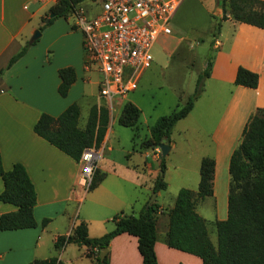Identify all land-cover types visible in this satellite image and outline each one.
Here are the masks:
<instances>
[{
  "label": "crops",
  "instance_id": "obj_1",
  "mask_svg": "<svg viewBox=\"0 0 264 264\" xmlns=\"http://www.w3.org/2000/svg\"><path fill=\"white\" fill-rule=\"evenodd\" d=\"M54 2L55 0H0L2 165L9 169L15 162L22 163L36 191V202L33 207L36 225L0 229V264H28L33 258L50 256H57L64 264H90L93 256L87 253L88 249L84 244L71 242L62 248H56L54 246L56 236L70 232L73 224L79 220L85 221L89 236H98L113 227L111 217L115 213L122 211L138 214L152 194L155 177L161 173V155L153 153L152 143L148 148L142 144L143 139L150 135V126L159 116L156 115L152 122H149L147 117L143 118L147 124V132L142 134L139 124L142 113L139 98L135 100L128 94L138 88L139 79H146L150 75L155 67L154 55L150 66L138 75L135 88L124 95H115L112 98L103 96L99 93V73L94 68L86 69L84 66L81 32L67 15L57 16L44 26L40 36L29 43L26 52L6 67L11 55L45 21L41 16ZM85 2L89 7L90 3ZM195 3L203 10V25L194 24L200 31L208 27L210 13L216 16L222 14L218 0H182L170 21L171 30L183 31V27H187L185 25H188L190 19L193 20L191 23H196L193 18L199 19L198 15L194 12L187 14L186 10L187 6L189 9L195 7ZM97 9V6L94 7V11ZM227 15V18L221 20L218 37L212 43L210 73L204 78V88L194 100L187 115L206 97L215 99L225 86L229 92V102L220 114V120L210 131L211 153L206 155L203 152L197 156L191 185L179 184L169 191L168 181L164 177L166 169L164 166L163 179L166 186L157 190L154 197L160 208L157 213L154 242V251L160 264H202L198 255L166 243L167 211L173 205L181 186L196 191L200 160L203 156H210L214 159L212 194L198 199L196 210L201 214L198 206L204 202L214 215L213 221L226 216L230 154L238 143L248 115L256 107L264 106V27L238 21ZM48 17L51 16L48 14ZM240 65L258 73L256 87L234 82L237 67ZM63 66H72L75 72V79L64 95L58 90L61 80L58 69ZM194 85L195 82L192 88ZM191 92H186L188 93L186 99ZM127 100L140 109L137 120L138 135L135 137L132 127L118 121L123 104ZM72 102L79 106L78 126L81 128L86 124L91 106L97 107L92 147L100 152L96 170L102 173V177L95 186L87 190L82 184L80 162L48 142L33 129L41 112L56 116ZM118 125L127 126L132 130L127 143L120 140L121 131ZM174 131L175 127L171 130L170 140L166 139L170 145L168 153L177 144ZM114 149L120 152L122 157L112 156L111 152ZM2 188L3 182L0 177V191ZM81 199L88 201L87 205L73 222V207ZM15 208L14 204L0 200V213ZM201 215L205 218L203 214ZM44 218L48 219L45 223ZM159 219H162L160 228ZM211 240L216 243V238ZM107 249L109 264H142L137 237L133 234L125 231L116 234L110 239Z\"/></svg>",
  "mask_w": 264,
  "mask_h": 264
},
{
  "label": "trees",
  "instance_id": "obj_2",
  "mask_svg": "<svg viewBox=\"0 0 264 264\" xmlns=\"http://www.w3.org/2000/svg\"><path fill=\"white\" fill-rule=\"evenodd\" d=\"M80 0H55L49 12L54 16H45L38 28L41 30L57 16H67ZM222 14L215 23L219 30L221 20L231 15L238 21L264 27V0H218ZM213 41L205 66L198 74L194 90L185 102L170 113L159 116L150 126V135L142 144L145 148L158 143L163 136L170 140L175 122L184 117L194 104L202 90L204 78L210 73ZM27 41L9 58L6 67L13 64L27 50ZM59 92L66 94L75 79L72 66L58 69ZM236 84L256 87L258 73L244 66H238L234 78ZM140 109L131 101L124 102L119 114L120 124L132 127L134 137L138 135L137 120ZM79 106L76 102L67 105L58 115L41 112L33 125L34 131L48 142L79 161L85 147L91 146L97 122V107L92 105L86 124L78 126ZM229 187L227 212L222 219H216V243L209 236L206 219L196 210V201L212 194L214 159L203 156L199 164V180L196 191L181 186L173 205L168 209V227L165 241L169 246L196 254L202 264H264V106L256 107L245 120L240 138L229 158ZM160 171L154 179L152 191L166 186L163 179L164 163L161 156ZM0 177L3 188L0 200L10 202L15 209L0 213V229H15L36 225L33 207L36 202L34 185L22 163L15 162L9 169L2 165L0 153ZM102 173L95 170L88 188H92L101 179ZM160 211L155 200L147 201L138 214L115 213L111 220L113 227L98 236H89L85 221L74 223L70 232L59 234L54 240L56 248H62L69 242L84 244L88 254L93 256L90 264H109L108 249L98 259L99 249L108 248L110 239L118 233L128 232L137 237V247L142 264H160L154 251L156 239V219ZM48 219L44 218L45 223ZM28 264H64L57 256L33 258Z\"/></svg>",
  "mask_w": 264,
  "mask_h": 264
},
{
  "label": "rangeland",
  "instance_id": "obj_3",
  "mask_svg": "<svg viewBox=\"0 0 264 264\" xmlns=\"http://www.w3.org/2000/svg\"><path fill=\"white\" fill-rule=\"evenodd\" d=\"M85 1H82L81 4L87 8L88 4ZM51 5L53 3L42 14V18L48 16ZM187 8V14H193L194 12L198 15L200 21L193 18L196 23H191L193 20L190 19L188 25H185L186 21H184L183 24L187 27H183V31L179 30L178 32V30L173 29L174 31L171 30L166 36L160 35L152 48L155 67L146 79H139L138 88L128 93L135 100L139 98L138 102L142 109L139 124L142 134L147 132V124L143 121L144 117L149 118V122H152L156 115L167 114L184 103L187 94L194 90L195 85L193 88L192 85L204 67L210 49V42L215 41L218 37L215 23L220 16L210 13L208 27L200 31L196 29L197 27L194 24L203 25V10L198 3H195V7L189 9L187 6ZM69 19L73 23L72 16ZM171 46L178 48L172 49ZM169 50L172 51L169 52ZM202 85L203 89L204 81ZM226 88L227 86L223 87L222 92L215 99L204 98L205 100L201 101L191 113L175 122L173 127H175L176 147L166 156H162L164 166H166L164 177L168 181L169 191H172L179 184L191 185V177L194 174L198 154L205 152L208 155L211 153L209 134L212 127L220 120V114L223 113L229 102V92ZM178 102L182 103L178 104ZM118 127L121 131L120 140H125L127 143L129 136L132 135V130L127 126L118 125ZM119 153L114 149L111 155L122 157V154ZM87 189L85 188V190ZM87 202L81 199L74 205L73 222L76 220L77 215L79 216L84 211ZM198 207L201 214L207 219L206 225L210 238L215 239L216 228L211 209L204 202ZM158 221L160 228L162 219Z\"/></svg>",
  "mask_w": 264,
  "mask_h": 264
},
{
  "label": "built area",
  "instance_id": "obj_4",
  "mask_svg": "<svg viewBox=\"0 0 264 264\" xmlns=\"http://www.w3.org/2000/svg\"><path fill=\"white\" fill-rule=\"evenodd\" d=\"M86 1L88 8L78 1L68 13L82 35L84 66L99 73L101 95H124L136 87L138 75L150 66L158 36L171 32L170 21L182 0ZM153 147L154 154L160 155V147ZM99 158L95 148L83 149L79 162L84 188L89 187Z\"/></svg>",
  "mask_w": 264,
  "mask_h": 264
},
{
  "label": "water",
  "instance_id": "obj_5",
  "mask_svg": "<svg viewBox=\"0 0 264 264\" xmlns=\"http://www.w3.org/2000/svg\"><path fill=\"white\" fill-rule=\"evenodd\" d=\"M49 16H54V12H50L49 13ZM41 34V31L39 28H36L31 36L29 37V39L27 40L28 43H32L34 42ZM155 145H158L160 147V155L161 156H164L168 153L169 149H170V145L166 142V137L163 136L161 138V140L158 142V143H152L151 146H155ZM156 195V191H152V194L151 196L149 197L148 201H152L154 199ZM107 251V247L106 246H102L100 249H99V256H98V259H101L104 254L106 253Z\"/></svg>",
  "mask_w": 264,
  "mask_h": 264
}]
</instances>
